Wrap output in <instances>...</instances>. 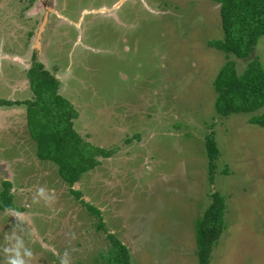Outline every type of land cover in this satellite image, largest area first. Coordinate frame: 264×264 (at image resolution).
<instances>
[{"label": "rangeland", "instance_id": "obj_1", "mask_svg": "<svg viewBox=\"0 0 264 264\" xmlns=\"http://www.w3.org/2000/svg\"><path fill=\"white\" fill-rule=\"evenodd\" d=\"M220 38L211 0H0V98L32 100L34 56L75 111L79 142L109 150L71 186L97 217L35 157L24 105L0 107V160L10 161L0 190L6 176L12 206L0 210V264H60L54 253L66 250L69 264H105L107 234L129 264H198L194 225L215 191L223 228L206 264H264V128L213 112L225 58L207 42ZM252 54L264 68V35Z\"/></svg>", "mask_w": 264, "mask_h": 264}, {"label": "trees", "instance_id": "obj_2", "mask_svg": "<svg viewBox=\"0 0 264 264\" xmlns=\"http://www.w3.org/2000/svg\"><path fill=\"white\" fill-rule=\"evenodd\" d=\"M211 1L218 5L221 38L209 40L207 45L220 51L225 58L211 82L215 93L213 112L221 118L230 114H249L248 123L264 128V111L256 112L264 108V68L260 67L256 56L252 54L256 39L264 35V0ZM33 57L25 71L32 100L0 98V106L24 105V124L27 135L34 141L35 157L53 163L57 175L66 183L68 192L98 217V211L80 200L78 191L71 186L81 173L96 163L93 157L107 156L109 150L79 142L70 123V119L76 115L75 111L56 92V79ZM229 57L244 60L240 71H235L233 60ZM202 146L208 161L207 170L211 172V162L217 152L211 136L204 139ZM1 185L0 210H11L9 182L3 180ZM222 201V196L216 191L210 193V201L194 225V256L198 264L207 263L210 248L223 228ZM98 222L101 223L99 219ZM106 236L110 248L101 256L103 262L129 264L124 246L111 235Z\"/></svg>", "mask_w": 264, "mask_h": 264}, {"label": "clouds", "instance_id": "obj_3", "mask_svg": "<svg viewBox=\"0 0 264 264\" xmlns=\"http://www.w3.org/2000/svg\"><path fill=\"white\" fill-rule=\"evenodd\" d=\"M5 251H6V252H9V251H11V250L6 249ZM54 254L57 255L58 259L60 260V264H69V261H68V259H67L69 253H68L67 250H66L62 255H61V254H58V253H54ZM25 255L31 257L32 252H31L30 250H27V251L25 252ZM16 256H17V257L20 256L19 251H16ZM8 264H24V261H23L22 259H10V260L8 261Z\"/></svg>", "mask_w": 264, "mask_h": 264}, {"label": "crops", "instance_id": "obj_4", "mask_svg": "<svg viewBox=\"0 0 264 264\" xmlns=\"http://www.w3.org/2000/svg\"><path fill=\"white\" fill-rule=\"evenodd\" d=\"M7 100H9V99H7ZM0 107H10V106H0ZM11 111V110H10ZM6 132H9L10 133V131L9 130H5ZM9 164H10V161H4L3 159H1L0 160V170L1 169H8V166H9ZM2 172V174L4 173L3 171H1ZM1 174V173H0ZM1 174V175H2ZM4 178V179H3ZM3 178H2V180L1 181H8V178H6V176H3Z\"/></svg>", "mask_w": 264, "mask_h": 264}, {"label": "flooded vegetation", "instance_id": "obj_5", "mask_svg": "<svg viewBox=\"0 0 264 264\" xmlns=\"http://www.w3.org/2000/svg\"><path fill=\"white\" fill-rule=\"evenodd\" d=\"M31 2V1H30Z\"/></svg>", "mask_w": 264, "mask_h": 264}]
</instances>
